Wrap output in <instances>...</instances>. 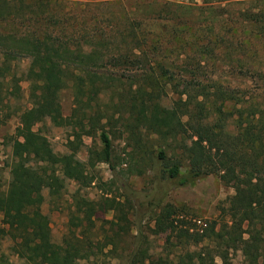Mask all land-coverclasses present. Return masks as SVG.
I'll use <instances>...</instances> for the list:
<instances>
[{
	"label": "trees",
	"instance_id": "obj_1",
	"mask_svg": "<svg viewBox=\"0 0 264 264\" xmlns=\"http://www.w3.org/2000/svg\"><path fill=\"white\" fill-rule=\"evenodd\" d=\"M220 1L192 6L136 0L131 8L103 1L120 11L110 14V25L89 26L97 4L88 1L0 0V127L6 95L16 92L4 87L13 61L28 60L31 84V106L19 114L12 140L10 182L0 193V233L10 238L22 264H62L69 255L70 244H53L41 210L44 196L36 189L54 193L59 174L84 177L74 156L53 152L34 129L46 118L57 127L97 134L110 169L111 136L118 134L131 147L123 163L138 174L141 163H157L160 181L176 187L215 174L233 188L223 208L227 219L203 229L173 205L160 206L152 232H173L172 240L151 260L135 236L126 264H232L231 251L240 252L242 264H264V0ZM203 22L209 30L197 32ZM223 56L230 79L222 75ZM68 86L73 109L63 117L59 94ZM168 90L175 98L166 104ZM77 208L86 221L97 213L87 200ZM175 248L181 252H171ZM83 254L88 259L90 252Z\"/></svg>",
	"mask_w": 264,
	"mask_h": 264
},
{
	"label": "rangeland",
	"instance_id": "obj_2",
	"mask_svg": "<svg viewBox=\"0 0 264 264\" xmlns=\"http://www.w3.org/2000/svg\"><path fill=\"white\" fill-rule=\"evenodd\" d=\"M74 1V0H73ZM88 1L97 6H91L88 15L95 16L89 22V26L111 24V13L120 11L118 6L100 5V2H123L131 8L136 0H81ZM152 1V0H144ZM159 1V0H158ZM171 1L192 6H204L207 0H160ZM220 1V0H218ZM238 0H221L225 2H236ZM99 4V5H98ZM196 4V5H194ZM236 6H229V11L234 13ZM198 16L199 10H193ZM236 14L231 17L232 22ZM88 19V18H87ZM165 24L164 22H161ZM203 22L198 25L197 32L208 31V27ZM160 25V26H161ZM39 29L38 25L30 27L33 30ZM11 29L5 27V31ZM42 30V27H40ZM196 29H194L195 31ZM240 35V34H239ZM226 36V35H225ZM235 48L233 56L239 55ZM224 60L222 75L229 76L226 65L229 59ZM2 57L0 55V66ZM28 60L26 58L13 61L8 71V77L4 81V87L9 91H16L15 97H10L7 93L8 107L6 108L5 123L0 127V193L6 192L10 182V169L14 161L12 155V140L15 138L16 128L19 124V114L22 110L31 106L30 87L31 84L26 79V69ZM218 70V74H221ZM3 74L0 71V76ZM3 77H0L2 80ZM17 83L13 86L11 81ZM239 82V81H238ZM5 89V88H4ZM110 97V92L104 94L100 105H104ZM175 97L168 90L165 103L168 104ZM59 102L63 117H68L73 109V96L71 88L65 87L60 91ZM34 129L39 132L45 144L57 154H70L83 165L84 177L80 181H75L59 174V181L56 183L54 193H50L47 188L37 187L44 196L41 206L43 214L47 217L51 239L56 248L66 247L69 255L62 258V264H126V256L134 248V237L138 236L142 247L147 251V257L155 260L166 245V239L172 240V233L167 235H157L152 232L153 217L158 212L160 206L169 203L181 215H186L193 223L199 225V229L216 222L217 224L227 219L224 209L228 198L233 195V188L224 184L219 175L211 174L199 179L194 183L176 187L168 181H160L159 165L149 166L141 163L138 174L137 171L129 168L128 152L131 147L124 139V135L111 136L114 169L104 160L101 153L102 143L96 134L86 135L83 132L77 133L71 126H54L48 118L38 123ZM77 133V134H76ZM155 144V145H154ZM157 150V143H154ZM125 148V152H123ZM154 160H156L154 158ZM133 164V161H131ZM87 200L92 202L96 209V214L91 217V221L84 220V214L78 210L77 202ZM113 202V208L108 206ZM119 204H117V203ZM7 207H11L8 201ZM199 222V223H198ZM202 226V227H200ZM4 227L1 222L0 228ZM140 234H138V230ZM78 247L79 249H77ZM195 247L191 246V249ZM90 252L88 259L84 258L83 251ZM83 250V251H82ZM175 254L181 252L179 248L172 250ZM232 264H242L240 252L231 251ZM0 264H22V261L12 251V241L4 234L0 233Z\"/></svg>",
	"mask_w": 264,
	"mask_h": 264
},
{
	"label": "built area",
	"instance_id": "obj_3",
	"mask_svg": "<svg viewBox=\"0 0 264 264\" xmlns=\"http://www.w3.org/2000/svg\"><path fill=\"white\" fill-rule=\"evenodd\" d=\"M199 223V222H198Z\"/></svg>",
	"mask_w": 264,
	"mask_h": 264
}]
</instances>
